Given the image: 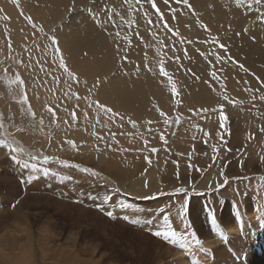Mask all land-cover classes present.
<instances>
[{"label":"bare ground","instance_id":"1","mask_svg":"<svg viewBox=\"0 0 264 264\" xmlns=\"http://www.w3.org/2000/svg\"><path fill=\"white\" fill-rule=\"evenodd\" d=\"M152 2L156 8H151L145 0H140V3L137 0H0V59L16 55L18 61H22L23 65L18 70H21L22 85L33 112L38 113L45 108L43 106L50 105L58 114L53 125L47 124L41 130L39 124L40 131L36 132L41 141L53 149L66 137L87 156L94 155L100 148H110L106 155L97 152L98 167L119 180H125L122 178L125 170H132V173L142 171L143 161L141 164L139 158L134 162L136 155L133 153L148 151V147L160 143L162 117L171 113L178 94L182 100L180 108L190 107L196 113L190 122L203 121V129L209 127L208 132L214 135L219 131L215 105L224 101L225 96H253L255 92L249 89L264 81V69L256 66L264 64V3L242 0L237 6L235 0H189L191 7H188L182 0H169L168 4L164 0ZM86 8H89L87 12ZM155 9H159L162 20L157 18ZM29 18L32 23H29ZM165 24L167 27H164ZM50 35L55 37L56 45H52ZM221 36L224 37L223 44L218 43ZM56 47L59 53L54 51ZM61 57L65 66L74 73V79L59 67ZM241 65L248 71H243ZM161 67L167 75L161 73ZM2 100L0 98L3 112L12 113L14 109ZM99 105L111 109V112L106 113ZM199 107L206 111L197 113ZM246 112L245 109L243 113ZM41 120L46 121V118ZM254 130L250 129L249 134ZM112 131L120 135L119 143L109 137L98 141L99 135ZM235 131V134L231 133L230 143L233 144L239 143L238 131L241 132L239 128ZM245 131L241 133L246 136ZM183 133L190 136L186 124H182L161 148L163 154L159 155L160 158L143 175V179L129 186L131 192L143 195L156 186L160 189L162 185L174 184L176 175L179 182L185 184L195 180L197 169L203 163L198 158L207 151H196L193 154L194 169L188 168L185 161L191 155L187 146L183 145ZM51 135L54 141L47 143ZM214 139L211 136L212 145ZM29 140L28 143H31ZM262 142L255 141V147L248 144L249 149L254 151H245L242 161L246 169L259 167V173L264 175V158L260 159L264 154L258 151ZM126 148L130 153L121 152ZM177 152L184 157L179 158L181 169H162L165 163L162 162L169 157L177 158ZM235 153L232 151V154ZM213 156V153L209 154L208 161ZM219 158H216V164L207 166L211 172L208 171L205 178L202 176L199 183L214 184L218 179L213 175L214 170L218 174L219 167L223 168V163L219 165L222 162ZM258 158L260 161L256 163ZM126 159H129L126 161L128 165H124ZM235 163L226 165V168L231 170ZM255 172L254 169L250 173L257 174ZM145 179L148 187L143 189ZM240 181L242 184L231 183L229 187L232 186V189L226 188L225 192L229 195L233 191L241 195L247 192L248 188L242 189L245 184ZM252 186L250 182L249 188ZM245 201V198L240 200L241 206H245ZM12 218L14 221L15 217ZM257 219L252 214H244L233 226L225 225V235L236 237L248 223ZM12 221L9 217L0 218V227L8 228L6 231L9 234L22 232L18 223ZM23 235L26 240H31L30 232L25 231ZM52 236L39 244V249L25 250V246L20 245L22 250L17 255L23 260L17 261L20 264H54L57 259L58 264H67L65 261L69 259L64 254L76 256L75 252L60 248L53 243ZM211 242L208 240L205 245L209 247ZM29 251L33 253L30 258L26 256ZM180 255L178 251L174 254L176 260L179 258L178 263L182 264L185 259Z\"/></svg>","mask_w":264,"mask_h":264},{"label":"rangeland","instance_id":"2","mask_svg":"<svg viewBox=\"0 0 264 264\" xmlns=\"http://www.w3.org/2000/svg\"><path fill=\"white\" fill-rule=\"evenodd\" d=\"M88 10L89 8H86L85 12ZM49 32L52 34V30ZM50 36L52 38V35ZM223 42L224 37L221 36L218 43ZM21 65L23 63L18 61L16 55L0 59V98L14 109L12 113L3 112L0 104V140L21 150L14 153L0 147V218L9 217L12 221V217H15L16 221L12 222L18 223V228L23 229L21 233L9 234L6 231L8 228L0 227V254H3L0 255V264H20L23 260L17 255L22 250L20 245L25 246V250L39 249V244L52 234L53 243L63 250L70 249L75 252L76 256L64 254V257L69 259L65 261L67 264H179V258L176 260L174 256L176 251L185 259H182V264H264V175L259 173V167L246 169L242 161L245 151H254L249 149V145L254 146L255 141L263 140L258 151L264 154V132L260 130L264 127V99H261L264 96V81L250 89L255 92L253 96H227V99L224 98V101L215 105L219 131L214 135L208 132L209 127L207 130L203 129V121L190 122L196 113L190 107L180 108L182 100L178 94L171 113L168 112L162 117L160 132L163 139L160 138V143L148 147V151L133 153L136 155L134 162L139 158L141 164L143 161L142 171L132 173V170H125L122 173L125 180H119L115 175L102 172L98 167L97 152L106 155L110 148L104 146L105 149L100 148L94 155L87 156L66 137L57 142L53 149H49L41 141L36 132L40 131L39 124L41 130L47 124L53 125L57 122L58 114L50 105L43 106L45 108H41L42 111L40 109L38 113L32 111L21 82V70H18ZM256 66L264 69V64L258 63ZM245 109L247 112L243 113ZM196 111L201 114L205 109L199 107ZM221 111L227 117L222 128L219 126ZM16 116L18 117L14 118ZM41 118H46V121ZM131 122L136 123L135 120ZM182 124L187 125L190 135L187 137L183 133V145L187 146L191 155L185 165L194 169L193 154L196 151H207L198 158L203 163L197 169L195 180L185 184L179 182L176 175L174 184L162 185L160 189L156 186L143 195L131 192L129 186L143 179V175L158 161L159 155L163 154L161 148ZM237 128L241 132L245 129L247 134L245 136L238 131L239 143H230ZM250 129L255 130L249 134ZM209 135L210 138L215 137L213 145ZM104 137L119 143L120 135L115 131L99 135L98 141ZM27 140L32 142L28 143ZM53 141L51 135L47 143ZM153 148L157 151L153 152ZM123 151L130 153L127 148L121 152ZM232 151L236 153L232 154ZM211 153L215 157L208 161L207 156ZM181 154L177 152V158L165 159L162 169H181ZM227 155L229 158H226ZM13 156L17 158L13 159ZM216 158L222 160L219 165L222 166L223 163V168L219 167L218 174L214 170L213 175L218 179L214 184H206L209 186L207 187L199 181L202 176L205 178L211 172L207 166L216 164ZM263 158L260 157L261 160ZM127 160L129 159L124 160V165H128ZM62 161H67V165L61 163ZM259 161L258 158L256 163ZM234 162L236 163L231 170L226 168V165ZM84 168L91 171L84 172ZM254 169L257 174L250 173ZM92 172L98 175H93ZM240 180L245 184L241 188L247 187V192L242 195L238 191H233L230 195L225 192L226 188L232 189V186L229 187L231 183L242 184ZM250 182L254 192L249 188ZM146 187L147 179L143 180L142 185L143 189ZM242 198L246 199V208L243 204L241 206ZM108 212L113 215L108 216ZM244 214H252L258 219L254 223H248L247 230L240 232L236 237L225 235V225L233 226ZM169 229L177 233L176 243L153 234ZM25 231L32 235L31 243L25 239ZM219 235L221 238H218ZM208 240L212 241L209 247L205 245ZM181 243L186 247H179ZM31 254L33 253L29 251L26 256L30 258ZM64 257L61 259H65ZM19 259L20 261H17ZM53 262L59 263L57 259Z\"/></svg>","mask_w":264,"mask_h":264},{"label":"snow or ice","instance_id":"3","mask_svg":"<svg viewBox=\"0 0 264 264\" xmlns=\"http://www.w3.org/2000/svg\"><path fill=\"white\" fill-rule=\"evenodd\" d=\"M13 2H16V0H13ZM145 2L148 3V4H150L151 8H156V7H157L156 4L152 2V0H145ZM164 2H165V4H168V3H169V0H164ZM178 2H179V0H178ZM235 2H236V4H237V6H239V5L241 4L242 0H235ZM137 3H140V0H137ZM182 3H183L184 5H186V6H188V7H191V5L189 4V0H182ZM255 3H256V4L264 3V0H255ZM172 11H173V13H174V12H175V9H173ZM157 14H158V15H157V18L162 20L163 17H162L161 15H159V9H157ZM29 23H32V21H31L30 18H29ZM149 23H151V20H149ZM33 27H35V24H33ZM164 27H167V24H165ZM41 31H42V29H41ZM51 42H52V45H56V44H57V41H56L55 37H52V38H51ZM221 47H223V45H221ZM54 51L57 52V53H59V48L56 47V48L54 49ZM217 59H219V57H217ZM59 67L64 69V71L67 73L68 77L73 78V79L75 78L74 73L71 72V71L65 66V62H64V59H63L62 57H61L60 60H59ZM240 67H241V69H242L243 71H245V72L248 71V69L244 68L243 65H241ZM160 71H161L162 74L167 75V73L164 72L163 67H161ZM213 75H215V73H213ZM21 82H22V81H21ZM249 91H251V90L249 89ZM173 92H175V86H173ZM225 99H227V97H225ZM261 99H264V96H262ZM99 108H102L106 113H107V112H111V109L105 108L103 105H99ZM49 111H52V110L49 109ZM205 111H206V110H205ZM53 115H54V113H53ZM161 115H163V113H161ZM73 118H75L74 115H73ZM226 119H227V117H226V116L223 114V112L221 111V115H220V122H221V123H220V126H221V127H224V123H225ZM130 122H131V121H130ZM132 123H134V122H132ZM260 130H261L262 132H264V127H262ZM161 139H163V136H161ZM69 143H71V142H69ZM0 147L7 148L10 152H14V153H15V152H19V151H21V150L18 149V148L11 147L10 145H8L7 143H5V142L2 141V140H0ZM152 151H153V152H156L157 149L153 148ZM16 158H17V157L13 156V159H16ZM45 159H47V158H45ZM146 159H147V158H146ZM61 163H64L65 165H67V161H62ZM82 170H83L84 172H90V171H91V170L88 169V168H84V169H82ZM91 174H93V175H98V173H95V172H92ZM226 182H227V181H225V183H226ZM107 215L111 217L113 214H112L111 212H108ZM153 234L156 235V236H158V237H162L164 240L169 241V242H171V243H176V240H177V233H176L175 231L170 230V229H169V230H166V231H156V232H154ZM197 243H199V241H197ZM179 247H181V248H185L186 246H185V244L181 243V244L179 245Z\"/></svg>","mask_w":264,"mask_h":264}]
</instances>
